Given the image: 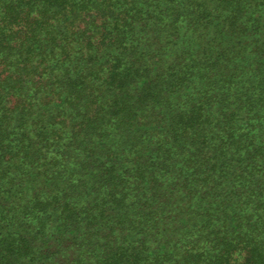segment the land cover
I'll list each match as a JSON object with an SVG mask.
<instances>
[{"label":"trees","instance_id":"16d2710c","mask_svg":"<svg viewBox=\"0 0 264 264\" xmlns=\"http://www.w3.org/2000/svg\"><path fill=\"white\" fill-rule=\"evenodd\" d=\"M0 264H264V0H0Z\"/></svg>","mask_w":264,"mask_h":264}]
</instances>
